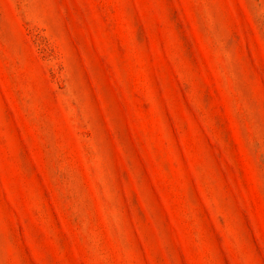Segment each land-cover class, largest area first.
<instances>
[{"label":"rangeland","instance_id":"rangeland-1","mask_svg":"<svg viewBox=\"0 0 264 264\" xmlns=\"http://www.w3.org/2000/svg\"><path fill=\"white\" fill-rule=\"evenodd\" d=\"M0 264H264V0H0Z\"/></svg>","mask_w":264,"mask_h":264}]
</instances>
